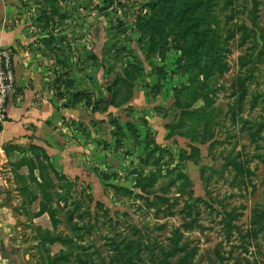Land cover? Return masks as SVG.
<instances>
[{"label": "rangeland", "instance_id": "rangeland-1", "mask_svg": "<svg viewBox=\"0 0 264 264\" xmlns=\"http://www.w3.org/2000/svg\"><path fill=\"white\" fill-rule=\"evenodd\" d=\"M156 1L95 0V41H81L80 47L89 44L95 49L113 91L128 74L122 94H115V104L128 97V86L142 67L155 71L163 81L162 87L155 88V97L166 110L176 90L187 85L188 52L182 55L172 48L161 60V55L147 54V47L150 38L155 51L163 43L172 47L181 42L179 29L195 23L198 11L190 9L192 0H158L164 8L156 16L157 23ZM213 3L210 21L217 22L223 68L205 80L213 91L208 97L211 120L199 131L198 141L178 137L155 142L165 153L155 165L163 178L148 195L121 196L113 202L99 194L100 204L91 196L88 203L85 186L74 184L71 190L70 198L81 200V221L89 231L83 244L95 264H264V0ZM169 7L175 10L165 18ZM148 19L152 22L141 28L140 23ZM196 30L184 33L188 47L197 38ZM196 79L204 81L201 76ZM195 81L191 84L197 87ZM176 95L180 99L181 94ZM178 112L171 106L166 114L176 121ZM107 118L118 145L110 134L98 145L107 148L111 143L115 156L106 163L113 169L126 165L127 171L111 174L121 185L143 152L129 147L135 145L115 127L118 120L126 121L118 111ZM115 148L122 150L120 155ZM148 173L147 168L144 175ZM19 220L24 226L22 239L27 240L32 235L29 222ZM57 230L64 231V226ZM59 250L58 244L52 245L50 254ZM27 252L34 256L29 257L31 264H40L39 251Z\"/></svg>", "mask_w": 264, "mask_h": 264}, {"label": "crops", "instance_id": "crops-1", "mask_svg": "<svg viewBox=\"0 0 264 264\" xmlns=\"http://www.w3.org/2000/svg\"><path fill=\"white\" fill-rule=\"evenodd\" d=\"M95 12V0H0V47L13 49L15 73L8 118L0 129V264H31L27 251L32 244L22 239L24 226L19 219L52 230L47 214L34 217L40 195L27 204L29 197L19 190L22 186L35 189L29 178V165L36 166L33 148L47 156L58 176L85 186L88 196L102 204L99 194L103 199L117 200L109 188L116 185L115 176L104 181L103 175L126 169L119 164V171L106 163L115 156L110 142L107 148L98 145L106 134L118 145L108 115L118 111L126 119L116 125L131 144L126 124L132 126L139 141L146 136L154 143L178 138L167 139L165 129L172 123L166 113L174 96L167 110L156 101L155 88L162 87L163 81L150 68L142 67L131 82L129 96L114 103L116 92L122 91L120 85L113 91L95 49L89 44L80 47L81 41H95ZM80 94L84 96H76ZM129 147L142 152V144ZM115 149L120 155L122 150ZM130 169L126 182L121 180L123 184L116 186L132 189L135 175L131 171L139 170L140 165ZM32 175L39 181L36 169ZM49 176L56 184L54 176ZM135 194L139 192L135 190Z\"/></svg>", "mask_w": 264, "mask_h": 264}, {"label": "trees", "instance_id": "trees-1", "mask_svg": "<svg viewBox=\"0 0 264 264\" xmlns=\"http://www.w3.org/2000/svg\"><path fill=\"white\" fill-rule=\"evenodd\" d=\"M188 4L192 11H198L199 16L195 23H191L190 25L183 24V27L179 29L181 33V42L172 47H167L168 44L163 43L162 46L164 47L155 51L154 43L150 41V38L148 41L147 53L150 55H154L155 53L159 56L161 55L162 60L164 55L172 48L182 55L188 52L191 62L188 64L187 85L181 86L176 90V94H181L180 99L177 100L176 97H178V95L174 94L175 103L173 102L172 104V106L179 111L178 119L166 125L165 129L167 130V139L177 136L196 142L200 134L199 131L211 120L210 115L212 109H210L208 97L213 91L208 90L210 87L206 84L205 80L216 75L221 68H223V48L219 42L217 22L211 24L210 21L211 17H214L213 9L215 6L213 0H192L188 2ZM163 8L164 6L162 7L157 0L155 2V20H157V23H159V21L156 16ZM174 10L173 7L165 8L168 14L165 18L171 16ZM166 21L167 20H161L160 23H166ZM142 22L140 23L141 28L152 21L148 19ZM196 28L197 38L194 43L188 47L185 42L186 35L184 33L190 29ZM155 29H158L156 25ZM191 42L192 40H190V43ZM199 76L204 80L202 83L196 79ZM127 79L128 74L124 76L123 80L121 79L119 81L120 87L126 84L125 81H127ZM194 81L197 83V87L191 84ZM128 87L130 94L131 84ZM81 95L82 94L76 96ZM83 96L84 95H82V97ZM114 99L115 98H113V100ZM198 103H202L203 106L195 107ZM115 127L117 128V125H115ZM125 128L133 140V145L140 146L142 144L143 157L139 159L140 169L131 171V174L135 175V182L132 189L116 185L109 186L117 199L121 196L130 198L134 195L135 190H137L139 194H135L134 197L148 195L150 193L149 190L157 184L159 179L163 178L162 170L160 168L156 169L155 165L157 166L161 161L165 154L164 150L155 145L148 136H146L143 141H139V137L130 124H126ZM32 151L34 153L33 156L36 161V166L29 165V178L35 183V189L32 191L29 186H22L19 190L29 197L27 204L35 202L38 198L37 194L40 195V200L38 202L39 210L34 217L47 214L52 230H43L29 223L28 226L32 231V235L27 240L25 239V242L31 243L32 246L29 247L28 251H32L33 249L39 251L37 257L40 260V264H95L89 257V248L83 244L84 236L87 235L89 231L86 225L81 221L82 213L79 211L81 200L77 201L76 199L70 198L71 190L74 188V185L63 177L58 176L48 163L47 156L40 153V149L33 148ZM147 168L149 169V173L148 175H144V171ZM34 169L38 172L39 181L32 177ZM50 174L54 176V180L57 182L56 184L49 176ZM167 174L168 172H166L165 176ZM113 177L112 175H103L102 178L104 181H109ZM90 200L91 198L88 196V203L91 202ZM96 206L100 205L96 204ZM59 225L64 226V231L57 230ZM55 244L60 246V250L51 255L50 247ZM29 257L33 259L34 256L30 255Z\"/></svg>", "mask_w": 264, "mask_h": 264}, {"label": "built area", "instance_id": "built-area-1", "mask_svg": "<svg viewBox=\"0 0 264 264\" xmlns=\"http://www.w3.org/2000/svg\"><path fill=\"white\" fill-rule=\"evenodd\" d=\"M15 91L13 49L0 47V129L6 123L9 99Z\"/></svg>", "mask_w": 264, "mask_h": 264}]
</instances>
